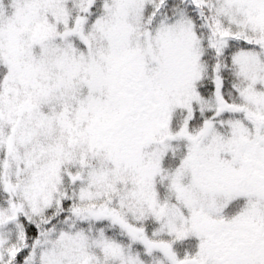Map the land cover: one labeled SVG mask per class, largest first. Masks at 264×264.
Returning a JSON list of instances; mask_svg holds the SVG:
<instances>
[{
	"label": "snow or ice",
	"instance_id": "snow-or-ice-1",
	"mask_svg": "<svg viewBox=\"0 0 264 264\" xmlns=\"http://www.w3.org/2000/svg\"><path fill=\"white\" fill-rule=\"evenodd\" d=\"M0 264H264V0H0Z\"/></svg>",
	"mask_w": 264,
	"mask_h": 264
}]
</instances>
